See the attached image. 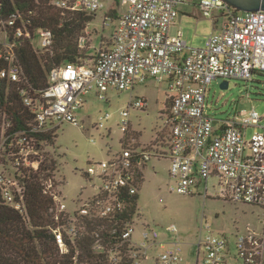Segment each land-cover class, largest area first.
I'll return each instance as SVG.
<instances>
[{"label":"built area","instance_id":"obj_1","mask_svg":"<svg viewBox=\"0 0 264 264\" xmlns=\"http://www.w3.org/2000/svg\"><path fill=\"white\" fill-rule=\"evenodd\" d=\"M36 3L42 0H33ZM191 0H119L124 12L118 17L109 48H94L92 61L66 63L52 70L49 86L36 98L24 93V103L33 116L31 128L44 135L69 123L79 126L78 111L93 92L104 100L106 90L133 92L149 79L167 83V152L159 144L123 147L109 161L90 167L87 176L101 181L87 199L70 208L62 193L45 185L54 200L51 229L61 255L74 264H143L152 249L161 253L155 264H184L183 247L194 250V264H264V233H237L235 242L218 235L207 222L201 223L195 241L184 242L177 226L167 230V240L157 229L144 225L142 241L132 239L139 213V192L146 164L165 157L170 162L171 191L194 195L205 186L220 189L219 197L233 204L264 209V124L256 110L239 112L226 120L207 113L209 87L213 81L253 82L264 73V11L242 12L225 0H200L201 19L213 21L215 29L205 46L190 48L182 36H171L180 8ZM12 0H0V60L8 63L0 79L20 82L23 71L16 62L28 24L12 11ZM55 9L68 13H97L102 0H51ZM31 14V12H30ZM111 20V18H106ZM20 22V23H18ZM91 33L85 31L79 46L85 48ZM34 48L48 52L53 46L50 31L39 30ZM148 102L134 98L121 112L124 134L130 133L131 110H145ZM109 115L101 121L109 120ZM2 126L0 141V195L4 203L28 219L23 179L38 172L43 162L36 136L17 132L5 136L10 123ZM103 126V124H100ZM253 133L249 136V130ZM216 181V184L213 182Z\"/></svg>","mask_w":264,"mask_h":264},{"label":"rangeland","instance_id":"obj_2","mask_svg":"<svg viewBox=\"0 0 264 264\" xmlns=\"http://www.w3.org/2000/svg\"><path fill=\"white\" fill-rule=\"evenodd\" d=\"M102 1L104 9L97 12L86 29L91 33L87 61L94 59V48H99L102 44L103 48H109L116 20H106L108 14L116 11L120 16L124 12V8L118 4L119 0ZM199 2L200 0H191L188 3L191 6H181V9L187 10L180 13L184 23L182 26L172 27L170 31L171 36L181 35L190 48L205 46L214 32L212 20L199 19L193 15L196 13L194 11H198L196 6ZM223 81L218 79L210 85L207 113L221 121L239 112L256 110L264 124V73L256 74L253 82L231 80L228 89L221 88ZM102 94L104 100L99 99L94 92L88 95L77 113L80 125H61L57 129L54 146L44 147V152L57 162V186L53 190L62 193L70 208L78 198L87 199L101 186V181L96 177L86 175L89 168H96L97 164L111 160L123 147L138 148L154 143L167 152V114L171 106L170 102L167 104V83L149 79L133 92L109 89ZM134 98H144L148 107L145 110H131L129 142L123 146L121 141L125 134L120 114ZM106 115L110 116L109 120L101 121ZM253 131L249 130V136ZM169 169L170 162L165 157H153L145 166L144 182L139 192L141 218L136 222L132 235L135 243L142 241L144 225L160 231L164 241L169 235L167 230L173 225L181 231L184 242L195 241L202 221L210 224L215 234L229 237L232 243L235 242L234 236L237 233L248 230L264 233V209L225 201L219 197L220 189L217 185L215 189H209L207 196L204 185L195 189L192 196L173 193ZM213 183L216 184V181ZM183 250L184 264H194V250L186 245ZM160 253L161 250L152 249L150 258L143 264H155Z\"/></svg>","mask_w":264,"mask_h":264},{"label":"trees","instance_id":"obj_3","mask_svg":"<svg viewBox=\"0 0 264 264\" xmlns=\"http://www.w3.org/2000/svg\"><path fill=\"white\" fill-rule=\"evenodd\" d=\"M12 1V11L21 14L29 29L28 36L21 38L16 55V62L23 71L21 81L0 79V141L5 118L10 123L5 136L17 132L34 135L40 143H44V147L51 148L57 139V131L44 135L33 132V116L24 103V93L36 98L48 88L53 69L88 58L89 41L85 48H81L79 40L97 13L60 11L50 5L51 0L38 3L33 0ZM118 17L117 12L112 11L106 18L115 21ZM39 30L50 31L53 35V46L48 52L34 48L32 40ZM7 65L6 61L0 60V72ZM128 137L127 133L122 139L123 146L129 142ZM44 150L39 171L26 173L23 179L29 220L8 207L0 195V264H74L72 256L60 254L51 234V229L55 227L50 214L54 200L47 192L45 182L51 180L53 187L57 186V162Z\"/></svg>","mask_w":264,"mask_h":264},{"label":"water","instance_id":"obj_4","mask_svg":"<svg viewBox=\"0 0 264 264\" xmlns=\"http://www.w3.org/2000/svg\"><path fill=\"white\" fill-rule=\"evenodd\" d=\"M242 12L264 11V0H225ZM229 81H223L222 89H228Z\"/></svg>","mask_w":264,"mask_h":264},{"label":"crops","instance_id":"obj_5","mask_svg":"<svg viewBox=\"0 0 264 264\" xmlns=\"http://www.w3.org/2000/svg\"><path fill=\"white\" fill-rule=\"evenodd\" d=\"M186 6V5H185ZM188 6H191V5H188ZM182 11H187V10H183V9H181L180 8V13L182 12ZM194 12H196V13H194L193 15L194 16H197V18H199V19H201L200 17H199V13H198V11H194ZM191 15V14H190ZM184 23V20L180 17V14H179V18H178V20H177V22H176V24L173 26V28H176L177 26H182V24ZM213 26H214V24H213ZM213 30H214V32H216V31H218L217 29H215V27H213ZM213 32V33H214ZM181 36V35H180ZM186 41V40H185Z\"/></svg>","mask_w":264,"mask_h":264}]
</instances>
